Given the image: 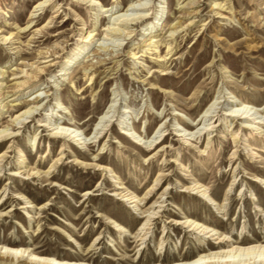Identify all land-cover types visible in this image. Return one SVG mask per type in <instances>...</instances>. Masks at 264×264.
Returning a JSON list of instances; mask_svg holds the SVG:
<instances>
[{"label":"rangeland","instance_id":"obj_1","mask_svg":"<svg viewBox=\"0 0 264 264\" xmlns=\"http://www.w3.org/2000/svg\"><path fill=\"white\" fill-rule=\"evenodd\" d=\"M39 1L0 0L7 11V15L0 13V30L17 33L9 43L0 44V69L7 71L3 76L0 73V127L10 125L17 113L11 104L43 97L39 112L35 110L33 117L15 128L10 126L8 131L16 136L0 143V154L5 155L0 162V204L6 201L0 207V240L59 257H80L89 264H128L132 257L149 262L178 260L209 245L212 240L201 233L169 223L184 215L211 221L233 237L264 239V188L262 182L252 180L253 169L264 172V127L260 134H250L239 121L232 124L224 116L226 102H244L253 106L252 111L264 107V0H195L184 9L180 7L191 0H100L102 5L113 3L119 9L132 2L147 7L141 21H131L132 32L125 37L104 36L113 20L104 16L99 6L92 9L75 0H49L34 13L38 19L35 26L18 32V27L30 21ZM215 2H222L223 9L228 7L227 18L215 13ZM192 10L197 11L195 16L187 12ZM190 20L193 24L187 26ZM177 21L183 22L187 31L179 28L170 36L168 29ZM144 22L147 25L141 26ZM152 22L158 24L147 34ZM40 28L42 31L32 36L33 30ZM90 30L97 33L91 44L69 61V74L60 75L65 56ZM156 33H161L165 42L175 37L165 58L155 55L166 53L165 43L157 49L151 46L155 43L145 45ZM45 48L56 53L48 57L51 62L39 63L45 59L37 53ZM23 61L46 68L16 87L22 74L12 72L18 71ZM90 62L104 65L92 79L87 77L89 70L84 75ZM50 63L53 66H48ZM215 101L221 106L215 105L219 112L212 132L203 134L198 142L186 135L188 141L183 144V134L192 132L184 127V121H198L200 112ZM58 102L62 103L60 110L56 109ZM109 106L112 120L93 138L96 125L102 124L99 116ZM51 113L53 118L39 127ZM56 119L78 128L81 141H96L84 146L67 136L54 137L52 132L59 131ZM126 129L130 130L127 135L123 134ZM159 134L161 138L154 142L156 154L150 158L154 151L142 152L147 145L144 142ZM134 135L137 142H132ZM208 137L211 142L206 148ZM233 137H239L238 142ZM97 163L114 174L101 170ZM20 166L24 173L36 167L40 175L8 174L10 168ZM48 170L52 173L44 176ZM160 174L163 179L147 203L149 206L166 188L159 218L152 221L145 236L136 237L143 220L139 211L131 208L130 200L113 194L116 182L142 197ZM195 181L204 185L212 201L183 187ZM87 190L89 197L83 196ZM25 201H30L28 209L21 208ZM215 201L226 204L222 213L216 210ZM107 217L122 219L133 227L117 233L108 226ZM254 255L236 259L244 264L261 260ZM26 257L27 253L22 256L29 259Z\"/></svg>","mask_w":264,"mask_h":264},{"label":"bare ground","instance_id":"obj_2","mask_svg":"<svg viewBox=\"0 0 264 264\" xmlns=\"http://www.w3.org/2000/svg\"><path fill=\"white\" fill-rule=\"evenodd\" d=\"M46 2H49V0H40L34 6L30 21L22 28L18 27V32H25V30H29L35 26V22H37L38 19H34L33 17L35 15L34 13L40 9H43L45 6H47L45 5ZM75 2L79 4H85L87 7H90L92 9H97V7L99 6L98 9H100L101 12L105 13L104 16H109L110 19L113 20V22H109L108 26L106 27V30H104L105 31L104 36L106 37L107 36L118 37L121 35L125 37L129 35L132 32L131 30H129V27L133 26L131 21H141L143 19V15L147 11L146 9L147 7L141 5V3L139 2H137L138 5H135L134 4L135 2H132L128 4L127 6L120 8V9L118 8V6H114L113 3L108 6L102 5L100 0H75ZM188 4H195V0H191L188 3L183 4L180 7V9L186 8ZM212 5H213L212 8L217 9L215 13L218 14L220 18H224V19L227 18L225 15L228 13L226 11L228 7L223 9L224 5H222V2H215ZM193 11L194 10L187 11V12L189 15L195 16V14H197V11L196 12H193ZM128 12H132V14H128ZM0 13H2L3 15H7V11L4 10L1 6H0ZM192 22L193 21L190 20L186 25L190 26L191 24H193ZM147 23L148 22H144V24H140V25L144 26V25H147ZM152 24L154 25H152V28H150V32L147 34H151L153 28H155V26L158 23L155 24L152 22ZM182 24L183 22L181 21H177L175 24H173L168 29V31L170 32V36L173 34V32L177 31L179 28H183ZM147 29L148 27H146L145 30ZM41 31H42V28L33 30L32 36L37 35ZM185 31H187V29L185 30L183 28L181 32H185ZM16 34L12 32L8 34H3V31L0 30V44L9 43L16 36ZM160 34L156 33L154 35H151L148 38L149 42L145 45L150 46L152 43L153 44L155 43L156 45H151V46L157 49L159 47L158 44L165 43L167 47L166 53L163 55L157 54V53L155 54L158 58L159 57L165 58L166 55L171 53V50L173 48L171 47V45L175 37L165 42L163 40V36L160 37ZM96 35L97 33H93V30H90L87 33V35L82 34L79 44H76V48H74V50L70 52L69 56H65L67 60L65 62H62V66L60 68V75L69 74L67 73V69H68L67 66H68L69 61H71L73 56L77 57L79 54H82L83 50H85L88 47V45L91 44V42L93 41ZM155 37H158V39L154 40ZM54 53L56 52L53 50L50 51L49 48H45L44 50H39L37 55L45 59L43 61H40L39 63L51 62L52 59H48V57L52 56ZM136 54L137 52H134L132 53V56L135 57ZM100 62L98 63V65L92 62H90V64H87L84 67V70H85L84 75L87 74L86 70H89L87 77L90 76V79H92L95 72L99 71V67H104V65ZM20 64H23V65H21L19 69L18 67L16 68V70L18 71L12 72V75L19 74V73L22 74L20 77H18V78H21V80L15 82L16 87L24 86L25 84L28 83L29 79L36 78L38 74L42 73L46 68L45 66H39L40 64L33 66L35 62L28 63V62L23 61ZM27 66H28V69L25 68ZM48 66H53V63H50ZM6 72L7 71L5 70V68L0 69V73L2 76ZM98 73H101V72L99 71ZM2 84H3V81L0 82V86H2ZM150 88L156 89L159 92H162L166 95L167 94L169 95L170 93L169 90L161 89L157 86L155 87L151 86ZM45 96H48V95H45ZM42 98L43 97L36 95L31 100L15 102L14 104L10 105L11 108L17 109V113L14 116V118H12L10 125H7L6 127H0V143L16 136L15 133H11L8 131L10 126L11 128H15L17 124H23L25 122V119L29 117H33L35 110L39 112L38 109L41 106ZM57 104L58 105L56 109L60 110L61 108H63L61 102H58ZM215 105H220V102L215 101L208 108L201 111L200 119L198 121L194 120L193 123H189V122L187 123L184 121V127H186L187 129H190V131L192 132L188 134H183V137H182V140L184 142L183 144L187 143L186 141H188L187 138L185 137L186 135H191V137L193 136L194 140L198 142L201 139V136L203 134H209L212 132L211 130V127H213L212 124L215 123L216 121V120L213 121V119L215 116H217V113L219 112V110H217V107ZM229 105L231 104L227 102L225 103V106L228 107L224 112V116L226 117V119L229 118L232 124L236 121H239L238 122L239 124H241L242 126L248 128V130H250V134H260L261 133V127H264V107L258 108L252 111L253 106L249 107L248 105L244 104V102L236 104V101H234V105H231V106ZM64 112H67V111H64ZM111 112H112L111 106H109V109H107L106 111H103L100 114L99 122H102V124L101 125L99 124L100 126L96 125L95 131L93 132L95 136L93 138H97V135L102 133L105 130L106 123L112 120L111 118L113 117V114ZM55 114L56 116H58V113H55ZM259 114H261L262 116H258ZM52 118H53V113H51V116L49 118H46V120H44L38 126L45 127L46 122L50 121V119ZM55 124H56V128L59 129V131L52 132V135L54 137L67 136V137H70L72 142L76 144H82L84 146L85 145L89 146V144H92L96 141L93 139L91 141H88L89 139H84V141H81L82 139L81 134H76V130H78V128L72 129L71 127H74V126H72L71 123L69 122L65 123V121L63 120L61 121V119H56ZM60 125H63V126H60ZM199 125H201V127H199ZM193 129L194 130L197 129V131H193ZM177 130L180 133L182 132V129H177ZM129 131H130L129 129H126L125 133H123L124 131L122 133L127 135L128 133H130ZM161 131L163 130H160V133ZM84 133L85 132L83 131L82 134ZM161 136L162 134H159L158 137H155V140L149 141L148 143L144 142L147 145H146V149L144 150L142 149V152H145V151L147 152L148 150L154 151L156 149V146L154 147L155 145L154 142H158V139H160ZM133 137L135 138L137 136L134 135ZM136 139L137 138H135V140H132V142H137ZM234 140L238 142L239 137L238 139L234 138ZM206 141H207V144H206V148H207L210 145L211 139L208 137ZM161 142L162 141H160V143ZM201 152H205V150H202ZM155 154L156 152L154 151L149 154V157L152 158ZM18 155H20V158H22L23 151L20 150ZM4 156H5L4 154H0V162L3 160ZM95 158L99 161L102 160V157L100 156H96ZM17 164L18 163L14 164V166ZM96 165L99 166L100 164L97 163ZM53 166L54 165H51L50 169ZM23 169H24L23 166L13 167L8 170V174L13 175V176H16L18 174H27V175L32 174L33 177L36 176L37 174L38 176L40 175L39 169H37L36 167L30 169L27 173H24L25 170ZM49 170L44 173L45 174L44 176H46L47 174L50 175L52 173V172H49ZM101 170H108L109 172H112L114 174V171L110 169L108 166L102 167ZM253 172L255 174L253 175L252 180L262 182L263 184L262 186L264 188V172L257 171L254 169H253ZM52 177L54 176L51 175L50 178ZM117 179L119 178L117 177ZM162 179H163V176H161V174L160 176H157V178L154 180L153 185L144 193L142 197H139L138 195L134 193H130L126 187L120 186L122 182L120 181L116 182L118 186L115 187L113 194L120 196L121 198H125V200H130L129 203L132 204L131 205L132 207L131 206L130 207L131 208L135 207V210L139 211L138 212L139 218L143 220V223L141 224L138 231L136 232V235H135L136 237L142 238L143 236H145L147 234V231L151 228L152 221L159 218L158 213L161 211H159L158 209L162 207V204L165 201V200H160V199L162 198L164 194L167 193L166 188H164L163 192L159 195V197L156 200H154L149 206H147V203L149 202L151 198V195H150L151 192L154 190V188H156L155 186H157L160 180ZM53 186H56V184H53ZM183 187H186V189L188 190L195 191V193L199 197L201 196L202 198H207L209 201H212L210 198L211 194L207 193V190L206 188H204V185L200 184L198 181H195L192 186L187 187L186 185H183ZM90 194L91 193L89 192V190H87L83 194V196L87 195L89 197ZM5 202L6 201L2 202L0 204V207H2L5 204ZM157 204H160V205H157ZM214 205L216 207V210L219 213H222L224 211L226 204L216 202ZM29 207H31L30 201H25L21 208L28 209ZM108 219H109L108 223L112 224V225L108 224V226H113L114 231H116L117 233L125 232L128 229L133 227V224L131 223L125 224L124 220L122 219H118V218L114 219V218L107 217V220ZM169 223L173 226H181V227H187V228L189 227L192 231L194 230V231H197L198 233H201L202 236H205L204 238L211 239L212 242H210V244L207 246H201L202 249L198 251L196 254L192 256H185L178 260L177 259L173 261L167 260L166 262L157 260V261L149 262L146 259L141 260L139 257H134V258L132 257V259L130 260V263L128 264H244L245 262L238 261L236 258L240 255L252 256L253 254H255L254 257L258 256L259 258H261V260L258 259L256 261H260V264H264V239L249 240V239H244L243 237H238V236L233 237L231 232L225 233V232L219 231L215 227V223L208 221V220H197L195 215H184L180 217V219H176V220L172 219L171 221H169ZM125 226H127V228H125ZM25 253H27V257L29 259L22 258V256ZM256 261L255 260H253L252 262L248 261L246 264H256ZM0 264H89V263L85 262L84 260H81L80 257H63V256L59 257V255L47 254L44 251L38 250L37 248L30 249L29 247L24 246L23 244H19L16 241H12V240L1 241L0 240Z\"/></svg>","mask_w":264,"mask_h":264}]
</instances>
